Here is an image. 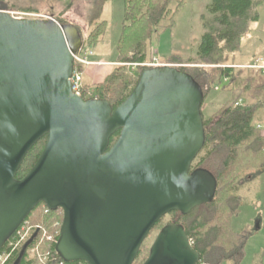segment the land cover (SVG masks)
I'll return each instance as SVG.
<instances>
[{"label": "water", "instance_id": "obj_1", "mask_svg": "<svg viewBox=\"0 0 264 264\" xmlns=\"http://www.w3.org/2000/svg\"><path fill=\"white\" fill-rule=\"evenodd\" d=\"M82 45L73 23L19 20L0 9V250L43 203L62 211L54 251L63 261L133 264L161 217L186 215L214 198V175L191 170L205 142L204 95L190 74L165 64L144 69L114 109L104 99L85 100L70 81ZM44 136L35 164L17 179ZM199 261L183 225L169 223L142 264Z\"/></svg>", "mask_w": 264, "mask_h": 264}, {"label": "trees", "instance_id": "obj_2", "mask_svg": "<svg viewBox=\"0 0 264 264\" xmlns=\"http://www.w3.org/2000/svg\"><path fill=\"white\" fill-rule=\"evenodd\" d=\"M21 0H13L7 5L0 0L6 10L33 11V7L20 6ZM66 8L71 0H67ZM108 0H90L87 22L92 30L84 37L83 45L89 49L102 39L105 20L102 14ZM123 18L116 43L115 63L111 71L99 83L86 85L83 82V99L100 98L116 108L130 94L139 74L147 66L139 65L150 60L152 39L158 28H171L174 16L183 5V0H123ZM264 0H210L201 15L203 33L193 56L170 54L158 60L162 64L175 65L190 74L201 86L205 107L206 96L221 88L230 93V98L213 114L205 117L202 113L205 142L191 163V170L202 167L216 178V192L212 202L195 207L188 214L171 211L161 217L149 231L140 246L133 264H142L157 232L166 224L183 225L192 247L199 253L197 264H240L248 239L260 228L257 216L253 225H246L235 231L230 227L231 219L240 213L243 201L236 189L246 178L264 176V129L256 127L258 117L264 111V74L261 70L248 67L254 62L238 63V55L243 48V39L255 31L260 21ZM10 6V7H9ZM7 7V8H6ZM66 24L65 20H56ZM103 32V33H102ZM261 58V57H260ZM81 71L82 66L78 67ZM237 103V104H236ZM119 135L116 131L110 138L109 147ZM42 137L24 157L16 178H22L35 164L44 144ZM61 209L47 210L39 203L20 225L31 227L30 234L39 229L37 237L27 247L18 264H87L84 261H63L54 251L55 243L40 240L42 229L57 233L62 222ZM19 227V228H20ZM16 232L0 250L10 253L4 264H13L23 244L11 251L10 242L17 239ZM37 248L38 254L29 255V250ZM43 257L45 261L40 260Z\"/></svg>", "mask_w": 264, "mask_h": 264}, {"label": "rangeland", "instance_id": "obj_3", "mask_svg": "<svg viewBox=\"0 0 264 264\" xmlns=\"http://www.w3.org/2000/svg\"><path fill=\"white\" fill-rule=\"evenodd\" d=\"M6 1L7 5L13 4V0ZM209 1L183 0V5L174 16V25L169 28L165 27L166 24H164L163 27L158 28L157 34L152 39L150 59L153 56L163 59L170 54L193 56L203 33L201 15L205 13ZM17 4L33 7L34 12L50 15L58 21L65 20L67 23H73L81 30L84 37L92 30L87 22L90 0H71L70 7L67 9H65L68 4L67 0H21ZM0 7L3 8L4 5H0ZM123 8V0H108L104 5L101 17L105 20V26L102 28L104 32L101 35L102 39L96 42L91 49L87 45H82L80 53L92 51V55L88 56L89 59L104 62L102 63L103 66L94 63L83 67L82 79L86 85L101 82L115 64L113 61L115 60V47L121 30ZM261 12L262 15L255 26V31L243 39V48L237 58L240 62H256L260 57H264V4ZM175 65L177 66V64ZM229 98L230 93L221 88L212 90L205 98L203 115L208 117L213 114ZM258 120L259 123L264 124V111ZM236 192L241 196L243 204L240 213L231 219L230 227L237 231L247 224L253 225L257 216L260 219V228L248 239L240 264H264V207L261 209L254 207L256 201L264 203V176L258 175L242 180L237 186ZM30 231L31 227L28 225L20 227L24 241L32 235ZM55 233L42 229L40 240L44 239L48 243H55ZM57 233L59 234V230ZM28 253L32 256L38 254L39 251L34 248ZM40 260L45 261L43 257H40Z\"/></svg>", "mask_w": 264, "mask_h": 264}, {"label": "built area", "instance_id": "obj_4", "mask_svg": "<svg viewBox=\"0 0 264 264\" xmlns=\"http://www.w3.org/2000/svg\"><path fill=\"white\" fill-rule=\"evenodd\" d=\"M8 12L12 17H14L15 19H19V20L40 19V20L47 21V20L52 19V20L56 21V19H54L50 15H46L43 13H36L34 11L9 10ZM81 48L78 50L77 53L73 54L74 65H73L72 75L70 77L72 91L78 95H81L82 88H83L82 72L78 67L79 66L85 67V66H89L91 64H94V62H92L88 58V56L92 55V51L88 50L87 52L80 53ZM139 65L147 66V67H153V66H161V65H165V64L160 63L157 56H153L149 62L141 63ZM248 67L259 69L264 74V57L259 58L256 62H254L253 65H248ZM256 127L258 129H264V124L257 123ZM263 155H264V151H263ZM254 207L257 209H261L262 207H264V203H262L260 201H256L254 203ZM15 232L17 234V236H16L17 240L15 242H10L9 245L11 246V251H13L20 243H22L24 241V237L20 233V228H18ZM190 244H191V242H190ZM9 255H10V253H7V252H3L2 254H0V264H4V262L8 259Z\"/></svg>", "mask_w": 264, "mask_h": 264}, {"label": "crops", "instance_id": "obj_5", "mask_svg": "<svg viewBox=\"0 0 264 264\" xmlns=\"http://www.w3.org/2000/svg\"><path fill=\"white\" fill-rule=\"evenodd\" d=\"M92 62H94V63H98V64H101L100 66H103L102 65V63H104L103 61H101V60H94V59H90ZM238 63H240V64H242V63H244V62H240V61H238ZM95 66V65H94ZM108 74V73H107ZM106 74V75H107Z\"/></svg>", "mask_w": 264, "mask_h": 264}]
</instances>
